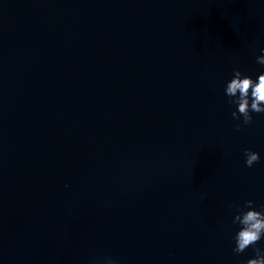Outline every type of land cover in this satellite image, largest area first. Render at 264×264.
I'll use <instances>...</instances> for the list:
<instances>
[{"label":"water","instance_id":"1","mask_svg":"<svg viewBox=\"0 0 264 264\" xmlns=\"http://www.w3.org/2000/svg\"><path fill=\"white\" fill-rule=\"evenodd\" d=\"M261 49L264 0H0V264L254 257L264 115L236 131L225 87Z\"/></svg>","mask_w":264,"mask_h":264},{"label":"clouds","instance_id":"2","mask_svg":"<svg viewBox=\"0 0 264 264\" xmlns=\"http://www.w3.org/2000/svg\"><path fill=\"white\" fill-rule=\"evenodd\" d=\"M260 51L262 54L256 57V63L264 67V49ZM225 95L229 104L237 106V110L231 115L233 120L238 121L236 131H242L253 124V113L264 115V72L253 80L251 76L235 69L233 78L225 87ZM244 157L245 166L248 168L254 167L261 160L260 154L251 149L244 150ZM230 207L236 213L232 223L240 226L234 238L233 252L241 255L252 248L254 257L249 258L245 264H264V248L257 246L264 239V209L257 211L253 200L246 201L243 207L236 205ZM103 264H117V261L112 257H105Z\"/></svg>","mask_w":264,"mask_h":264}]
</instances>
